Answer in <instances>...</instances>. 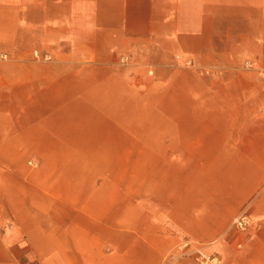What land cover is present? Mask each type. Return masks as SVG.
I'll return each instance as SVG.
<instances>
[{"label": "crops", "instance_id": "crops-1", "mask_svg": "<svg viewBox=\"0 0 264 264\" xmlns=\"http://www.w3.org/2000/svg\"><path fill=\"white\" fill-rule=\"evenodd\" d=\"M247 57L264 70V0H0V264H165L184 240L264 264Z\"/></svg>", "mask_w": 264, "mask_h": 264}, {"label": "built area", "instance_id": "built-area-1", "mask_svg": "<svg viewBox=\"0 0 264 264\" xmlns=\"http://www.w3.org/2000/svg\"><path fill=\"white\" fill-rule=\"evenodd\" d=\"M32 56L36 59H50L51 57L49 53L39 52L36 49L32 51ZM128 59V55L125 54L119 57L120 62H127ZM183 61L187 65L191 64V59L189 58H185ZM243 65L245 67L257 68L255 62L251 59H246ZM258 75L264 77V70H258ZM28 163L32 164V161ZM230 224L239 231H246L252 227L253 221L249 214L243 211L232 217ZM210 248L211 244L207 243H199L191 240L181 241L165 255V264H223L221 256Z\"/></svg>", "mask_w": 264, "mask_h": 264}, {"label": "rangeland", "instance_id": "rangeland-1", "mask_svg": "<svg viewBox=\"0 0 264 264\" xmlns=\"http://www.w3.org/2000/svg\"><path fill=\"white\" fill-rule=\"evenodd\" d=\"M37 50V49H36ZM39 52H41L40 50H38ZM32 53V52H31ZM48 53V52H47ZM50 54V53H49ZM51 55V54H50ZM177 56V58L179 57L178 55H176ZM179 58H181V60H182V63L184 64V65H187V64H185L184 63V61H183V59H185V58H188V57H179ZM246 59H251L252 61H254L255 62V66L258 68H253V67H250V68H253V69H255L256 71H257V75H258V70H263L259 65H258V63H257V61L256 60H254L253 58H251V57H247V58H245L242 62H241V66L242 67H244V68H246L244 65H243V63H244V61L246 60ZM129 60V59H128ZM192 63V62H191ZM187 66H190V65H187ZM148 70V71H147ZM146 71H147V73H151V71H152V69L151 68H148V69H146ZM150 71V72H149ZM206 72H208V69H206L205 70ZM30 161H32V164H29L28 162L29 161H27L26 162V164L29 166V167H31V165H34L35 163H34V161L33 160H30ZM122 169L123 170H125L126 172H127V170H129V172H131V178H133V176H134V174H136V173H134V171H136V169H137V162H122V161H118L117 159H115V161H114V175H115V182H116V185H119L120 186V181H121V179H120V176H121V174H122ZM117 178H119V179H117ZM22 202H24L23 200L24 199H20ZM20 201V202H21ZM15 212V211H14ZM14 214L15 213H13V211L11 212L10 210H5V209H3V210H0V219H1V221H2V226H0V229H4L5 227H7V224H9L10 223V220H11V218H13L14 217Z\"/></svg>", "mask_w": 264, "mask_h": 264}]
</instances>
